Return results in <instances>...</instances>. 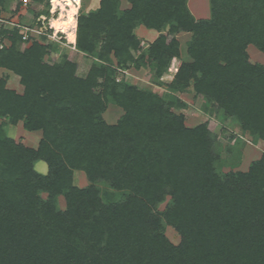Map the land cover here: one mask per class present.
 <instances>
[{"label":"trees","instance_id":"trees-1","mask_svg":"<svg viewBox=\"0 0 264 264\" xmlns=\"http://www.w3.org/2000/svg\"><path fill=\"white\" fill-rule=\"evenodd\" d=\"M11 1L20 0L0 8ZM31 1L45 5L35 19L51 15L50 0ZM71 1L75 48L92 60L84 76L76 59L48 60L58 50L52 29L21 49L19 28L0 27L10 41L0 68L23 85L19 93L0 78V264H264V149L247 170L234 169L241 151L221 154L211 115L188 126L180 97L192 90L223 128L236 124L264 143V65L248 52L264 53V0H209L202 19L188 0H128L124 9L100 0L88 12ZM141 25L158 37L143 43ZM145 67L165 93L121 72ZM110 102L123 110L115 123L103 117ZM19 122L42 132L37 147L8 135ZM77 170L87 186L75 183Z\"/></svg>","mask_w":264,"mask_h":264},{"label":"rangeland","instance_id":"rangeland-1","mask_svg":"<svg viewBox=\"0 0 264 264\" xmlns=\"http://www.w3.org/2000/svg\"><path fill=\"white\" fill-rule=\"evenodd\" d=\"M100 0H79L78 1V7L79 10L88 12L90 10L95 9ZM73 1L71 0H54L52 7V2H50L51 9L54 8V15L52 13V10H50L51 16L44 21L43 23V29L49 30L52 29L51 32V39H54L55 42L54 45L58 47L57 53L51 55L48 60L49 61H56L58 63H62L64 61L65 55H67L70 58L76 59L79 61V68H78V74L81 76L86 75L88 72L92 60L86 56H84L82 53H79L76 48L73 46L76 40V23H77V7L75 3L73 2V5H75L74 13H72V20L75 24L74 30L70 33H65L63 31H56L54 28L55 26L52 25L51 21L52 18L58 17V16H65L67 12H62L63 9L69 8L70 4ZM80 3V5H79ZM121 8L127 7V0H121ZM201 7L204 9H210V3L209 0H200ZM45 8L44 4L32 2L31 0H20V1H11L6 8L2 9L0 8V16L2 18H5L7 20H14L21 24L33 26L35 24V18L38 12L42 11V9ZM62 13V14H61ZM4 26L3 23L0 24V27ZM144 29H147L144 27ZM153 31V30H152ZM190 35V34H189ZM151 39V37H149ZM188 36L181 37V50L183 54H186V48H187V41ZM52 42V40H50ZM57 41V42H56ZM30 42H20L19 47L21 49H24L26 46H28ZM10 41L6 38L0 37V49L4 46H9ZM250 53H256L259 54L262 58H264V53L258 50L254 45H251ZM264 63V62H263ZM0 78H4L7 81V86L11 89H15L17 92L21 93L23 91V85L20 83V78L15 73L5 69L0 68ZM126 81L129 83L136 84L142 88L152 89L161 93H165L164 89L157 86L155 84L154 80V74L153 72L145 67L141 69H131L129 71V74L126 76ZM184 98L188 101L189 105L186 109L183 110L185 116L189 119L190 124H195L197 122H202L204 120L209 119L208 115L210 116V121L212 122V127L214 128V131L219 134V141L221 143V154L226 157V148L230 146H235V149L237 151H241L242 156L244 155L243 148L245 147V144L247 143L248 139L250 138L246 137V139L240 138V140L237 138V136L241 135V130L236 124H228L226 126L222 125V120L219 114L214 110L213 107L211 108V112L207 113L204 108L203 99L199 97H195L192 95H189L186 97L185 94H182ZM123 114L122 108H120L118 105L114 104L113 102H110L108 104V107L106 111L103 114V117L105 120L109 123H115ZM7 132L8 135L16 139L17 141H21L24 144L32 147H37L38 142L42 136L41 131H28L23 127V123L19 122L16 125H7ZM235 136V137H233ZM248 155H253L252 152H250ZM241 157V161H242ZM35 168L37 171L41 173H47L48 171V165L44 161H39L35 164ZM243 166L240 164L234 168L236 170L242 169ZM225 171H228L231 169L230 166L223 168ZM75 177V183L79 186H87L89 184V181L83 171H75L74 172ZM100 188L102 191H105L108 189L105 185H100ZM60 205L62 207L65 206V200L63 197H60L59 199ZM168 200H166L164 203H162L159 206L160 210H163L166 207ZM165 234L167 237L175 244H178L180 242V235L179 233L170 225L165 226Z\"/></svg>","mask_w":264,"mask_h":264},{"label":"crops","instance_id":"crops-1","mask_svg":"<svg viewBox=\"0 0 264 264\" xmlns=\"http://www.w3.org/2000/svg\"><path fill=\"white\" fill-rule=\"evenodd\" d=\"M126 4H127V7H125V8H129L130 3L128 0H127ZM98 6H99V4H98ZM188 6H189V9L192 12V14L195 16V18L202 19V18H209L210 17V9L209 8L208 9L202 8L200 0H188ZM144 27L145 26L141 25V26L137 27V29H136V34L143 40V43L152 42L155 38L158 37V35H159L158 31L153 30V29H148V28L144 29ZM189 34L190 33H186V32L180 33L178 35L180 42H181V39H180L181 37L188 36L187 41H186V44H187V42L191 36V34L190 35ZM149 37H151V39ZM71 44H74L73 46L75 47L76 42L71 43ZM250 48H251V45L248 46V52H249V55H250L252 61L258 62V63H261L264 65V63H263L264 58H262L259 54L250 53ZM183 94H185L186 97L188 96V94L194 96V92L192 90L187 91L186 93H183ZM180 97L188 103V101L184 98V96L182 94H180ZM188 105H189V103H188ZM188 120L189 119L187 118V116H185V122L188 126H194V125L199 123V122H197L195 124H190ZM239 136L242 139H246V137H248L251 140V141H249L248 139H246L247 143L245 144V147L243 148L244 155L242 156L243 158L241 161V166H243V168L238 169V170H247L253 161L258 160L262 156L263 149H264V143L262 141L254 142L252 137L248 134H244L243 136L239 135ZM250 152H252L253 155H248Z\"/></svg>","mask_w":264,"mask_h":264},{"label":"built area","instance_id":"built-area-1","mask_svg":"<svg viewBox=\"0 0 264 264\" xmlns=\"http://www.w3.org/2000/svg\"><path fill=\"white\" fill-rule=\"evenodd\" d=\"M50 2H52V0H50ZM53 4V3H52ZM79 5H80V3H79ZM52 7H53V5H52ZM50 10H52V13H53V15H54V8H50ZM51 14V13H50ZM51 16V15H50ZM49 16V17H50ZM49 17H47V16H45V15H41L40 17H38L37 19H36V21H35V24L33 25V26H29V25H25V24H21V23H19V22H17V21H12V20H7V19H5V18H2L1 16H0V24L1 23H3L4 24V26L3 27H5V28H10V29H12V28H19V30H20V33H21V35H22V40L24 41V42H29V41H31V39L32 38H39V36L41 35V34H45V32L47 31V30H44L43 29V23H44V21L45 20H47ZM51 33H49L48 34V38L50 39V40H54V39H51ZM121 72L122 73H125V74H129V72L127 71V70H121ZM119 79V78H118Z\"/></svg>","mask_w":264,"mask_h":264},{"label":"bare ground","instance_id":"bare-ground-1","mask_svg":"<svg viewBox=\"0 0 264 264\" xmlns=\"http://www.w3.org/2000/svg\"><path fill=\"white\" fill-rule=\"evenodd\" d=\"M54 0H52L53 3ZM54 6V4H53ZM75 10V5H73V2L70 4L69 8L63 9L62 12L64 13L65 11L67 12V14L65 16L61 15L58 17H53L52 18V25H54L56 31H63L65 33H70L71 31L74 30V22L72 20V13H74ZM62 14V13H61Z\"/></svg>","mask_w":264,"mask_h":264}]
</instances>
